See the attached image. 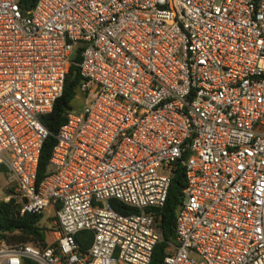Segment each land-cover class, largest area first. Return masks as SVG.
<instances>
[{
  "label": "built area",
  "instance_id": "2783aa9c",
  "mask_svg": "<svg viewBox=\"0 0 264 264\" xmlns=\"http://www.w3.org/2000/svg\"><path fill=\"white\" fill-rule=\"evenodd\" d=\"M78 51L83 107L38 183L41 118ZM177 163L163 264H264V0H0L7 201L56 228L45 248L0 241V264H150Z\"/></svg>",
  "mask_w": 264,
  "mask_h": 264
},
{
  "label": "trees",
  "instance_id": "16d2710c",
  "mask_svg": "<svg viewBox=\"0 0 264 264\" xmlns=\"http://www.w3.org/2000/svg\"><path fill=\"white\" fill-rule=\"evenodd\" d=\"M36 0H22V8L26 12L31 9ZM79 51L74 55L73 61L69 67L62 96L54 104L53 110L41 118L45 128L50 135L42 147L39 167L37 172V181L40 183L52 173L50 159L53 148L57 142L56 135L61 126L66 121L67 113L78 111L76 101L82 77L78 63L80 62ZM187 155L184 156L186 158ZM6 171L5 167L0 166V172ZM186 187L184 167L177 163L174 167V174L168 192V197L164 207L159 211V230L162 235L161 241L156 245L150 264H163L166 256L168 244L175 240V222L176 215L180 205L184 201V189ZM119 205V204H118ZM120 207V206H119ZM22 205L14 199L9 201H0V241L4 240L9 245H27L45 248L50 243L47 239L46 229L40 226L43 219V213H32L26 211L21 213ZM136 212L133 209L125 210L124 213ZM76 240L82 249H87L92 241L91 232H81L76 235ZM23 264H37L34 261L25 259Z\"/></svg>",
  "mask_w": 264,
  "mask_h": 264
},
{
  "label": "rangeland",
  "instance_id": "374dc122",
  "mask_svg": "<svg viewBox=\"0 0 264 264\" xmlns=\"http://www.w3.org/2000/svg\"><path fill=\"white\" fill-rule=\"evenodd\" d=\"M84 100L78 98L76 101V109H78V113H81V109L83 107ZM9 181L7 179L6 171L0 172V201H7V197L9 195ZM54 211L52 208H47L43 213V219L40 223V226L47 231V239L49 243H54L56 241V237L54 232L56 228L54 226Z\"/></svg>",
  "mask_w": 264,
  "mask_h": 264
}]
</instances>
